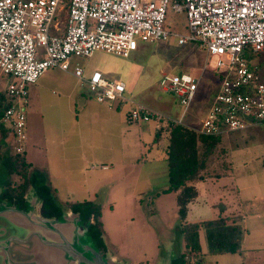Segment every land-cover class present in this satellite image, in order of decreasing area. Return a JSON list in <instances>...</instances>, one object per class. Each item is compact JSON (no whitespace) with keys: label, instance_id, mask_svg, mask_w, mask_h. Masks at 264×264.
<instances>
[{"label":"rangeland","instance_id":"rangeland-1","mask_svg":"<svg viewBox=\"0 0 264 264\" xmlns=\"http://www.w3.org/2000/svg\"><path fill=\"white\" fill-rule=\"evenodd\" d=\"M56 20L64 26L66 10L58 11ZM186 23L184 13L174 12L168 8L165 27L170 31L185 33ZM205 58L206 53L198 44L180 45L172 37L166 41L155 42L138 40V48L125 58L104 51H95L89 57H72L71 61L72 65L79 63L87 74L93 70H99L107 79L124 81L127 86V97L133 96L135 101L155 104L154 106L160 108L163 113L176 118L180 116L182 107L172 93L160 89L158 84L160 76L189 72L200 77L199 91L183 118V123L195 126L206 115L216 88H218L216 74L211 70L202 73L201 67ZM9 80L8 76L0 72V91H5ZM66 86L73 87L85 102L95 101L87 87L82 84V80L74 75L72 69L63 71L58 67H51L39 77L36 83L28 85L29 102L26 106L27 142L25 147L27 153L24 152V155L28 161L34 160L32 161L33 167L43 157L42 153L48 150L51 138L58 137L56 125L59 122L58 113L61 112L62 107L55 104L50 107V101L45 95L47 94L52 100L61 97L65 99ZM38 89H40V95L37 93ZM70 100L71 103L75 102L73 97ZM130 106V103L125 104L117 110L125 112ZM148 126L152 127L153 123L150 122ZM130 127L131 132L126 136V147L123 150H117L120 139L116 138L114 139V150L106 151V154L111 153L117 160L123 155L125 160L137 157L139 158L136 162L138 163L137 169L141 167L144 171H116L114 177L108 179L104 176L107 171H101L100 162L95 161V170L99 171L87 172H93L89 173V176H92L91 179L95 174L99 175L90 198L100 206L103 240L109 256H112L119 264H168L170 255L183 252L185 248L182 236L178 232L179 220L175 193L164 191L169 185L167 164L158 155L155 157L147 155L152 139L148 133L143 132L145 128H142L141 124L138 126L139 136L142 138L138 141L134 131L137 126ZM259 128L260 132L246 130L242 143L240 141L238 147L233 144L235 150L233 146L228 148L227 158H225L227 163H223V159L217 161L222 153L219 152V146H216L217 149L202 172L203 176L197 178L196 181L206 178L204 185L209 197L212 192L218 197L222 196L224 185L228 192L225 193L227 190H224L225 197L221 200L213 198V205L210 201L212 196L210 197L208 205H204L207 207L201 210L205 213L204 217L192 213L189 216L190 220L213 218L223 212V208L226 207L225 203L231 202L233 198L241 199L242 203L236 205L233 212L242 216L244 230L248 233L246 245L256 244L258 248L245 249L243 253L234 255L207 253L202 257L201 263L203 264H264V123L260 124ZM250 133H254L253 137L249 136ZM161 143L160 146L165 144L164 141ZM39 144L42 145L40 149ZM156 145L154 143L155 149ZM5 149L6 144L0 139V189L4 188L3 184L8 178L11 181L17 179L14 174L8 175L2 166V158L4 155H9ZM105 164L108 168L110 167L108 162ZM61 172L67 173L66 171ZM126 176L128 180L124 179ZM139 176L137 187L132 182ZM54 180L56 181L57 178ZM124 180L127 183H123ZM73 184L69 182L68 185L71 187ZM238 187L242 188L239 193L236 191ZM29 191L30 188L26 195L31 198L32 192ZM56 195L57 203L65 210L70 209L68 206L71 204L79 203L84 199L81 190L74 195L69 194L65 180H63V185L57 189ZM215 205L216 207H213ZM6 235L8 236V232L0 231V244L4 243ZM0 264H2L1 259Z\"/></svg>","mask_w":264,"mask_h":264},{"label":"built area","instance_id":"built-area-1","mask_svg":"<svg viewBox=\"0 0 264 264\" xmlns=\"http://www.w3.org/2000/svg\"><path fill=\"white\" fill-rule=\"evenodd\" d=\"M168 8L184 13L186 32L165 27ZM66 10V23L56 20ZM198 44L206 53L202 73L211 70L218 89L199 126L218 137L264 123V74L249 59L264 52V0H0V72L10 78L0 115V139L9 154H22L27 142L28 85L51 67L72 69L92 97L110 108L130 103L132 122L154 120L170 127L183 118L198 92L200 77L189 72L162 74L160 89L172 93L178 118L126 96V83L99 70L86 74L72 57L104 51L128 57L142 42ZM3 132H2V131Z\"/></svg>","mask_w":264,"mask_h":264},{"label":"crops","instance_id":"crops-1","mask_svg":"<svg viewBox=\"0 0 264 264\" xmlns=\"http://www.w3.org/2000/svg\"><path fill=\"white\" fill-rule=\"evenodd\" d=\"M252 55L249 56V59H252V61L258 65L260 60L256 57H251ZM258 68L261 69L264 74V67L261 68L258 65ZM217 85L219 86L218 77H217ZM47 86L51 87L50 85H47ZM199 88H200V83L198 86V91H199ZM65 91H66V96H64L65 99L61 97L60 99L52 100L47 96V94L45 95L50 101V107L53 104H55V105H58V107H62V110L61 112L58 113L59 122L56 125L57 126L56 130L58 131V137L51 138V140L49 141L50 146L48 150L42 153L43 157L38 160L35 166V168L45 171L47 175L48 183L53 189V191L55 192V195L57 194V189L61 185H63V180H65L67 182V188L69 190V194L74 195V193L81 190L82 197L84 199H82L80 202L84 200L93 201L90 198L91 195L93 194V192L91 191L97 185L99 175L95 174L94 178L91 179L92 176H89L90 175L89 173H93V172H89V173L87 172L88 171H99V170H95V165H94L95 161L100 162V168L102 169L101 171H107V174H104V176L105 177L107 176L108 179L113 178L116 171H144L143 168L141 167L140 169H137L138 163L136 162L139 161V158L137 157H133V159L125 160L126 158H123L125 157L123 155L121 159L120 158L118 159L120 161H118L115 158V156H113L111 153L106 154V151L112 152L114 150V139L116 138L120 139V145L118 146L117 150L119 149L123 150L126 147L125 146L127 144L125 143L127 139L126 136L130 134L131 132L130 126H133V125L137 126V129H134V131L136 132V135H137L136 137L138 141L142 139L139 136V129H138V126L140 124L142 125V128H145V130L147 129V131L143 130V132L146 134L148 133V136L152 139V141L150 142V146L147 149V155H149L150 157H155L158 155L160 159L164 160L167 164V146H168V141H169L168 140L169 138L168 128L169 127H165L164 125L157 123L154 120L132 122L128 119V116H127L128 110H126L125 112H120L118 111L120 107L110 108L104 104L98 103L97 101H94L93 103H87L82 99V97H80L77 94V91L73 87L70 88V86H66ZM37 93L40 95V89L37 90ZM71 97L74 98L75 102L71 103V100H70ZM130 98L134 99L133 96H130ZM137 102L151 109L163 112L160 110V108H157L156 106H154L155 104L151 105V104H147L141 101H137ZM34 107L35 106H33V108ZM26 120H27V114H26ZM150 122L153 123L152 127L148 126ZM260 124H263V123H260ZM260 124H256L251 127H248L245 130L233 131L227 135L218 136L219 141L217 142L216 146H219V152H221L222 155L219 156L220 159H218L217 161L223 159V163H227L225 158H227L228 148L230 146L232 147L233 144H235V147H238L239 146L238 143L240 141L242 143V141L245 139L246 130L247 131L258 130V132H260L259 131ZM180 125H184L188 128L193 129L199 126V122L195 126L186 125L185 123L180 124ZM253 135L254 133L249 134L250 137H253ZM161 141L165 142V144L162 146H160V144H162ZM154 143L157 144L156 149L153 147ZM228 144L229 146L227 147ZM38 146L40 149L42 145L39 144ZM216 146L212 149L210 153L205 155V153L203 152L204 145L202 143L198 145L199 159H205L203 165L199 169L200 171L199 174L201 176H203L202 172L206 169L209 163L208 162L209 158L211 159V157L214 154V151L217 149ZM232 148L234 149V146ZM159 151L161 153H159ZM24 152L27 153L26 148ZM32 161L34 160L32 159ZM32 161H28L31 164V166L33 163ZM106 162L109 163L110 165L109 168H108V165L105 164ZM131 162H134V163H131ZM88 164H90L89 167H88ZM119 164L121 165L120 167H119ZM129 166H131L132 168H130ZM54 171H58V172H54ZM61 171H66L67 173L65 174V173H62ZM167 171H168V164H167ZM54 178H57V180L55 181ZM124 179L128 180L127 176ZM139 179H140V176L137 180L134 179L132 184L134 183V186L138 187ZM125 180L123 181V183L126 182ZM205 181H206V178L201 181H198V180L196 181L195 179L194 181L191 182L196 186L198 190V195L194 201L188 204V212H187V216L185 220L187 222L200 223L202 221L214 219L217 217H229L231 221L234 219L232 222L240 225L241 227L242 237H241V243H240V250L238 252L230 253V254H233V255L241 254L243 253L245 249L247 250L257 249L258 246L256 244L246 245L248 233H246V231L244 230L242 216L240 214L233 212V209H235V206L240 205V203H242L241 199L235 198L236 199L235 200L233 198L231 202L225 203L226 207L223 208L224 209L223 212L218 214L216 217L199 218V219L190 220L189 216L191 213L199 217H204L203 215L205 213H202L204 211L201 212V210H204V208L207 207L204 205L208 203V200H210L211 196H212V200L210 201L212 202V205L214 202L213 198H215V200L217 199L221 200L222 197H225L224 190H227L226 185H224L222 189L223 190L222 196L218 197L217 195H215V193L212 192L211 196L209 197L205 190V185H204ZM69 182H73L74 184L71 187H69L68 185ZM80 185H82V187H79ZM241 189H242L241 187H238L236 191L239 193ZM134 191H136L137 193L136 189H134ZM227 192L228 190L225 191V193ZM86 196L87 198H85ZM213 207H216V205ZM203 239L205 243L203 242ZM199 241H200L201 250L200 252H198V254H200L199 259H201V262H202V257L205 254L209 253L208 247H207L205 230L202 227L199 229ZM226 253H229V252H226ZM226 253H221V255L226 254ZM213 255H218V254H213Z\"/></svg>","mask_w":264,"mask_h":264},{"label":"trees","instance_id":"trees-1","mask_svg":"<svg viewBox=\"0 0 264 264\" xmlns=\"http://www.w3.org/2000/svg\"><path fill=\"white\" fill-rule=\"evenodd\" d=\"M251 57L260 60L259 66L264 67V52L255 53ZM4 90L0 91V115L3 112ZM167 146V164L169 185L164 191L175 193L177 217L179 220L178 232L182 236L185 251L176 253L171 264H202L197 259L200 252L199 229L205 230L208 252L211 254L235 253L240 250L242 230L229 217H217L197 222H187L188 204L198 195L196 186L191 183L202 176L199 169L205 159H199L198 145H204V153L212 151L219 141L218 137L203 136L184 125L173 124L169 128ZM2 131V130H1ZM3 132V131H2ZM2 166L8 175L14 174L17 179H8L4 185L0 198L16 203L20 207L26 206L25 194L29 188L42 200L40 212L45 217H59L64 207L57 203L55 192L48 183L45 171L31 166L24 153L4 155ZM73 212L80 215L83 223L88 225V232L98 247L106 251L103 240L102 221L100 220V206L90 200L73 203L68 206Z\"/></svg>","mask_w":264,"mask_h":264},{"label":"water","instance_id":"water-1","mask_svg":"<svg viewBox=\"0 0 264 264\" xmlns=\"http://www.w3.org/2000/svg\"><path fill=\"white\" fill-rule=\"evenodd\" d=\"M29 192L25 207L0 198V231L8 232L0 244L2 264H119L89 234L92 219L85 224L71 209L59 217H45L42 200L33 189ZM175 256L170 255L168 264Z\"/></svg>","mask_w":264,"mask_h":264},{"label":"flooded vegetation","instance_id":"flooded-vegetation-1","mask_svg":"<svg viewBox=\"0 0 264 264\" xmlns=\"http://www.w3.org/2000/svg\"><path fill=\"white\" fill-rule=\"evenodd\" d=\"M8 179H9V178H8ZM6 181H7V180H6ZM6 181L4 182V184H3V185H5Z\"/></svg>","mask_w":264,"mask_h":264}]
</instances>
